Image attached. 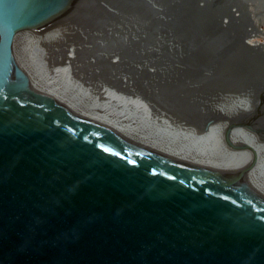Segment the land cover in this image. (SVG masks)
Instances as JSON below:
<instances>
[{"label":"water","instance_id":"1","mask_svg":"<svg viewBox=\"0 0 264 264\" xmlns=\"http://www.w3.org/2000/svg\"><path fill=\"white\" fill-rule=\"evenodd\" d=\"M27 31L264 150V0H0V264H264V195L237 185L258 150L232 183L207 127L216 159L164 154L30 88Z\"/></svg>","mask_w":264,"mask_h":264},{"label":"bare ground","instance_id":"2","mask_svg":"<svg viewBox=\"0 0 264 264\" xmlns=\"http://www.w3.org/2000/svg\"><path fill=\"white\" fill-rule=\"evenodd\" d=\"M43 40L44 35L27 31L18 37L15 45V71L24 73L30 88L164 154L188 158L200 149L210 159H216V149L207 140H201L200 126L207 127L212 139L218 140L224 176L232 183L245 177L255 159L254 150H258L252 174L237 185L264 195V150L234 141L231 131L230 148L223 142L224 124H202L196 118L200 115L198 111L193 119L181 122L170 115V109H161L150 89H139L142 77L132 80L127 89V83L105 80L82 69L60 47L50 58L42 46Z\"/></svg>","mask_w":264,"mask_h":264},{"label":"rangeland","instance_id":"3","mask_svg":"<svg viewBox=\"0 0 264 264\" xmlns=\"http://www.w3.org/2000/svg\"><path fill=\"white\" fill-rule=\"evenodd\" d=\"M44 40L42 41V43H44L42 46L48 50L49 57L51 58L54 54H57V52L59 51V46L55 40H52L46 36H44ZM191 106L193 108V111L195 112L194 115H191V116H195L197 111H198V113H200V115L197 116L196 118H199V119H206V118H212V117H218V116L224 115L221 108H218V107L213 106V105L206 103V102H194V103H191ZM198 108H199V110H198ZM201 122L202 121H200V123ZM207 123H209V122H202V124H207ZM218 124H224V123H218ZM226 131H227V129L224 130L225 134H226ZM225 143H226V141H225ZM226 145L229 146L227 143H226Z\"/></svg>","mask_w":264,"mask_h":264}]
</instances>
